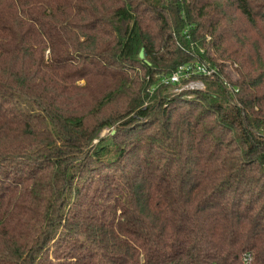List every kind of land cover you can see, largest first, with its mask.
Instances as JSON below:
<instances>
[{"label": "trees", "instance_id": "16d2710c", "mask_svg": "<svg viewBox=\"0 0 264 264\" xmlns=\"http://www.w3.org/2000/svg\"><path fill=\"white\" fill-rule=\"evenodd\" d=\"M0 264H264V0H0Z\"/></svg>", "mask_w": 264, "mask_h": 264}, {"label": "built area", "instance_id": "2783aa9c", "mask_svg": "<svg viewBox=\"0 0 264 264\" xmlns=\"http://www.w3.org/2000/svg\"><path fill=\"white\" fill-rule=\"evenodd\" d=\"M219 72L218 66L202 60H193L178 65L171 75L162 78V82L172 85L173 90L177 92L183 89H193L195 88L193 83L197 80L201 81L200 77L220 75Z\"/></svg>", "mask_w": 264, "mask_h": 264}, {"label": "rangeland", "instance_id": "374dc122", "mask_svg": "<svg viewBox=\"0 0 264 264\" xmlns=\"http://www.w3.org/2000/svg\"><path fill=\"white\" fill-rule=\"evenodd\" d=\"M231 69H232V68H228L226 72H229L230 75H231L233 78H235L236 75H235V73L231 72ZM193 85H194V87L197 88V89H204V88H205V84H204V82H203L202 80H201V81H199V80L195 81V82L193 83ZM169 91H171V90H169ZM171 92H173V91H171ZM107 131H108V130H105L104 133H106ZM104 133H103V134H104Z\"/></svg>", "mask_w": 264, "mask_h": 264}, {"label": "water", "instance_id": "95a60500", "mask_svg": "<svg viewBox=\"0 0 264 264\" xmlns=\"http://www.w3.org/2000/svg\"><path fill=\"white\" fill-rule=\"evenodd\" d=\"M141 57H143V52H141Z\"/></svg>", "mask_w": 264, "mask_h": 264}]
</instances>
